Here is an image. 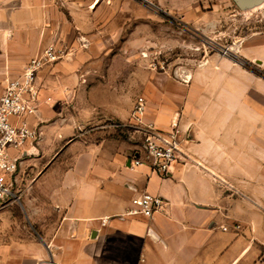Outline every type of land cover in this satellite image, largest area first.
I'll use <instances>...</instances> for the list:
<instances>
[{
  "label": "crops",
  "instance_id": "1",
  "mask_svg": "<svg viewBox=\"0 0 264 264\" xmlns=\"http://www.w3.org/2000/svg\"><path fill=\"white\" fill-rule=\"evenodd\" d=\"M75 13V0H0V95L24 60L73 43ZM72 54L40 73L52 102L29 119L41 126L36 154L50 139L65 145L24 199L33 232L6 227L0 212V264H264V72L248 66L264 67V43L244 63L204 65L178 92L148 94L142 121L180 131L182 158L164 174L129 164L135 153L103 133L93 140L92 128L76 135L83 122L102 132L105 120L130 119L133 101H74ZM142 192L166 202L151 218L127 214Z\"/></svg>",
  "mask_w": 264,
  "mask_h": 264
},
{
  "label": "rangeland",
  "instance_id": "2",
  "mask_svg": "<svg viewBox=\"0 0 264 264\" xmlns=\"http://www.w3.org/2000/svg\"><path fill=\"white\" fill-rule=\"evenodd\" d=\"M75 3L73 43L64 45L68 51L73 46L72 61L76 63L72 99L83 103L92 99L113 101L116 93L129 94L133 113L139 96L148 101L149 93L158 99L166 89L178 92L181 85L194 83L193 73L204 65H218L230 57L244 63L245 49L264 43V2L247 9L239 8L233 0ZM250 62V68L264 72L263 66ZM1 65L3 59L0 68ZM41 81L50 87L45 76ZM133 121V115L124 121L110 118L105 120L107 128L102 132L83 122L76 126L75 133L80 136L92 128L93 140L100 139L98 135L103 133L136 154L140 152L144 131L131 124ZM113 122L123 125L114 126ZM64 143L55 144L50 139L47 151L42 149L40 154L25 159L18 171L20 200L0 209L10 215L8 220L1 221L6 227L19 233L33 232L24 199L31 194V186L42 168L57 157Z\"/></svg>",
  "mask_w": 264,
  "mask_h": 264
},
{
  "label": "built area",
  "instance_id": "3",
  "mask_svg": "<svg viewBox=\"0 0 264 264\" xmlns=\"http://www.w3.org/2000/svg\"><path fill=\"white\" fill-rule=\"evenodd\" d=\"M69 51L60 40L48 43L42 52L32 56L21 72L6 78L0 95V209L20 200L18 171L25 159L38 152L41 140V126L33 123L30 117H37L43 104H51V95H44L40 83V73L48 66L66 58ZM147 102L139 96L135 102L131 124L143 130L144 135L140 152L131 160V165L143 163L150 165L153 171L167 173L170 166L182 158L181 140L178 122L173 121L171 130H162L154 124H146L142 116L146 112ZM121 126V122H113ZM137 131V130H136ZM127 214H143L149 218L162 209L165 200L159 195L142 192L130 200ZM106 219H102V224ZM44 264H57L47 260Z\"/></svg>",
  "mask_w": 264,
  "mask_h": 264
},
{
  "label": "water",
  "instance_id": "4",
  "mask_svg": "<svg viewBox=\"0 0 264 264\" xmlns=\"http://www.w3.org/2000/svg\"><path fill=\"white\" fill-rule=\"evenodd\" d=\"M233 1L241 9L253 8L264 2V0H233ZM134 156H137V153ZM130 162H131V158L129 159V164Z\"/></svg>",
  "mask_w": 264,
  "mask_h": 264
}]
</instances>
